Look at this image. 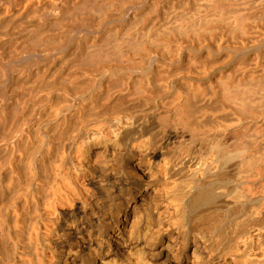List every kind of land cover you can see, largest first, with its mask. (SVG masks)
<instances>
[{
	"label": "bare ground",
	"instance_id": "obj_1",
	"mask_svg": "<svg viewBox=\"0 0 264 264\" xmlns=\"http://www.w3.org/2000/svg\"><path fill=\"white\" fill-rule=\"evenodd\" d=\"M160 1L0 5V264H264V0Z\"/></svg>",
	"mask_w": 264,
	"mask_h": 264
},
{
	"label": "rangeland",
	"instance_id": "obj_2",
	"mask_svg": "<svg viewBox=\"0 0 264 264\" xmlns=\"http://www.w3.org/2000/svg\"><path fill=\"white\" fill-rule=\"evenodd\" d=\"M9 1V0H8ZM11 1V0H10ZM12 1H14V0H12ZM143 1V3L145 2V4H147V7H146V9L144 10V12L146 13V11H148V13H154V10H153V12H151L152 10L149 8V7H151V6H149L148 4L149 3H152V0L150 1V0H142ZM2 2V3H1ZM101 2V1H100ZM33 3V2H32ZM161 3V4H160ZM164 4H165V1L164 0H161L160 2H159V5H158V7H157V11L159 10V7L161 6V8H160V10H162L163 8H164ZM0 5H4L5 7L7 6V0H0ZM36 4H34V6H35ZM163 7V8H162ZM152 8V7H151ZM153 9H155V12H156V8H154L153 7ZM72 10L73 9H71L70 11H71V13H73L72 12ZM89 9L87 8L86 10H84V13L82 14L83 16H85V17H88V18H90V19H92V20H95L96 22H97V20L99 19V23H97V24H100L101 25V28L103 29V28H112V27H117L116 26V22H112L111 20H109V19H105V14H106V12L104 11V10H98V9H96V10H94L93 12H92V10H89ZM151 10V11H150ZM87 11V12H86ZM74 12H76V10H74ZM78 12H76V13H73L72 15L70 14V13H68V18L69 17H73V16H75L76 14H77ZM158 13H162L163 14V11H161V12H159L158 11ZM85 14V15H84ZM95 14H97V15H95ZM99 15L101 16V15H104V16H102L104 19L103 20H100V18H102V17H99ZM98 18V19H97ZM101 21H103L102 23H101ZM106 21V22H105ZM67 22L68 23H70V21H68L67 20ZM110 24H108V23ZM107 23V24H106ZM17 24V23H16ZM103 24V25H102ZM89 25L90 24H88L87 26H84V28L86 29V31L84 30V28L83 27H77L76 28V31H81L82 33H85V32H87V29H89ZM109 25V26H108ZM18 25H16V27H17ZM91 27H93V26H91ZM261 47H263L264 48V45L263 46H261Z\"/></svg>",
	"mask_w": 264,
	"mask_h": 264
}]
</instances>
